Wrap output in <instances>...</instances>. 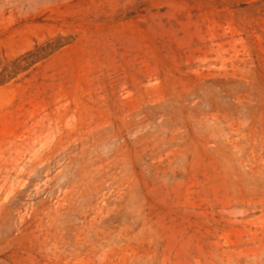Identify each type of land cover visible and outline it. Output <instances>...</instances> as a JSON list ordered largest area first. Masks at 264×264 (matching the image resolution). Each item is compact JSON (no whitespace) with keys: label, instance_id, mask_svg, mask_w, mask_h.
Returning a JSON list of instances; mask_svg holds the SVG:
<instances>
[{"label":"rangeland","instance_id":"374dc122","mask_svg":"<svg viewBox=\"0 0 264 264\" xmlns=\"http://www.w3.org/2000/svg\"><path fill=\"white\" fill-rule=\"evenodd\" d=\"M0 264H264V0H0Z\"/></svg>","mask_w":264,"mask_h":264}]
</instances>
